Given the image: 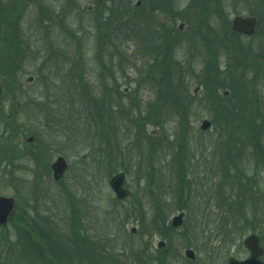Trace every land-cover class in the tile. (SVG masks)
<instances>
[{"label": "rangeland", "instance_id": "obj_1", "mask_svg": "<svg viewBox=\"0 0 264 264\" xmlns=\"http://www.w3.org/2000/svg\"><path fill=\"white\" fill-rule=\"evenodd\" d=\"M65 1L42 0L46 6L47 19L41 25L45 30L32 23L38 9L36 3L27 7L22 20L23 24L30 26V30L25 27L30 37L29 52L18 54V63L21 65L19 69L15 67L17 71L7 69L0 74L3 88L0 128L11 129L12 117L17 124L14 122V132H11L18 144L11 148L6 146L9 158L0 162V196L13 197L16 201L14 210L17 208V212L26 209L34 219L42 216L58 223V234L69 236L72 232L68 225L71 223V201H75L73 206L79 211L88 207L86 219L89 222L86 227L78 228V232L82 233L78 235V241L85 243L88 240L90 246L95 244L102 252L106 248L108 254L116 256V264H226L230 257L239 260L247 258L243 240L253 233H249V224L243 223V217L248 220L251 217L249 203L242 210L243 216H240L239 211L232 209L236 205L234 202L232 205L231 201L234 200L229 198V190L236 175L249 180V151L243 152L242 162H235L238 164L236 167L242 168V174L230 166L227 181L224 166L218 165L225 155L223 143H226V138L223 142V136L219 135L221 124L212 122L213 114H209L208 102L198 105V113L186 114L187 119H179L180 114L169 112L164 115V109H158L156 102L155 84L161 76L156 75L154 78L151 70L155 64L156 68L162 65L164 56L177 60L181 67H186L188 63L191 65L193 70L185 73L187 80L195 83L202 76L206 51L201 45L198 46V43L202 44L200 37H197L199 34L189 32L193 37L182 38L186 40L182 44L176 43L178 38H173L172 45L166 49L169 51L161 53L159 57L145 40L151 38V34L138 35V27L133 20L132 23H125L122 19L110 18L107 26L93 17L96 5L100 3L99 9H102L107 0H76L77 11H83L77 13L70 11L73 8L67 10ZM116 1L119 3V0ZM180 1L185 3L187 0ZM173 2L175 4V0ZM63 5L64 12L61 11ZM109 8L114 9L112 2ZM241 9L238 10L244 11ZM41 33H44L42 37L39 36ZM116 34H120V37H112ZM184 35H187V28L182 32ZM231 44H240L238 47L251 49L252 52L264 46V37L233 39ZM107 47L116 50L115 57L123 55L129 60V63H122V73L115 71L114 81L105 64L102 67L105 63L103 52ZM0 48H3L2 43ZM211 52L219 62L215 66L221 72V77L230 72L239 83L249 79H245L243 73L242 79L239 70L233 69L239 63L235 61L233 50L226 54L215 49ZM6 59L0 57L2 68ZM118 66L119 63L115 62L114 70H119ZM77 73L83 76L80 82L83 86L72 85L71 89L65 83H69V79H73ZM246 74L249 76L251 71ZM260 74L263 77L257 80L258 91L264 96V75L262 72ZM13 78H19L24 89L22 86L12 88ZM193 82L189 92L198 95L196 99L205 96ZM248 85L244 82L245 88ZM109 88L113 91L110 95L111 105L115 107L119 102L121 106L116 107V112L112 111L106 118L107 124L99 123V120L96 126L94 122L90 124L88 118L93 121L98 116L87 114L86 110L99 111L92 96L85 99L86 110L80 112L74 104L83 93L105 96ZM22 90L29 95L28 103H23L21 97L12 99ZM71 99L70 107L67 102ZM87 99L90 100L88 103ZM177 100L180 104L178 97ZM140 114L143 120H140ZM45 118L50 123L49 127ZM205 119L211 122V127L202 132L200 123ZM17 125L25 130L24 138L18 136ZM134 129L135 133L141 134L139 139H134ZM148 135L155 140L152 141ZM33 136L35 138L27 142L26 138ZM0 138L8 143L7 136ZM115 143L122 149L121 153ZM127 144L131 146L126 149ZM103 148H107L113 166L111 173H105L106 166L98 165L102 157L107 161L104 153L100 152ZM119 154L122 160L113 157ZM58 157L64 158L67 167L62 177L54 180L51 165ZM175 160L184 167L181 177H176L178 166ZM227 161L228 164L234 162L233 159ZM122 166L127 171H123ZM118 172L125 175L124 188L128 196L124 201L117 200L109 188V178ZM255 173L258 186L254 187L261 194L264 192V168L259 167ZM182 187L186 188L184 192L189 197L186 202L180 203ZM189 190L190 195L187 194ZM179 204H182V210L178 208ZM179 213H183V221L179 228L174 229L171 220ZM5 227L8 230L2 228L0 232L7 231L9 235L11 232L13 239L15 233L12 224ZM168 228L171 231L166 230ZM255 235L264 251V225L258 227ZM160 241L164 246L157 248ZM71 242L74 241L65 244L73 251V258L79 259V250ZM124 247H131L136 252L131 256ZM137 249L141 252L145 250L144 256ZM187 249L193 251V261L184 257ZM137 253H140V260L137 259ZM31 259L34 260L33 257ZM81 261L73 264L97 263ZM66 262V257L61 256L56 264ZM23 264L32 262L23 261Z\"/></svg>", "mask_w": 264, "mask_h": 264}, {"label": "trees", "instance_id": "obj_2", "mask_svg": "<svg viewBox=\"0 0 264 264\" xmlns=\"http://www.w3.org/2000/svg\"><path fill=\"white\" fill-rule=\"evenodd\" d=\"M126 23H132V21H127ZM198 34L199 35L197 37H200V40L202 42V44L198 43V46L201 45V48L205 49L206 51V58L203 60L204 70H202L201 72L202 76L198 81H195L196 84L193 81L187 80L186 78L188 76H185V73L187 70H193L192 68H190L191 65L188 63L186 67H181L177 60L170 58L167 55L164 56L162 59V65L159 64L158 68H156L155 64V66H153V71L151 70V73H153V76H155L154 78H156V75L161 76L160 81L155 84L157 91V106L158 109H164V115H167V113L169 112V114H180L178 116L179 119H187L186 114L198 113V110H196L198 105L202 106L203 102H208L207 107L209 108V112H211L209 114H213L212 122H219L221 124L222 131L219 133V135L223 136V142H225L226 138V143H223L225 144L224 148H226V150H223L225 155H223L218 161V165L224 166V177L227 178V181H229L228 177H230V166H233V168H237V173L242 174V168L238 166L236 167V165L238 164H235V162H242L243 152L245 150L249 151V170H251L249 172V180H243L239 175L233 177L229 190V198L234 200L231 202L232 205L234 202V205L236 206L232 209L237 212L239 211L241 213L240 216H243L242 210L244 209V206L249 203V211L251 212V217H249V220L247 219V217H243V223L249 224V233L255 234L258 231V227L260 225H264V198H262V196L264 197V192L260 194L258 188L255 189L254 187V185L258 186V180L256 179L257 174L255 173V170L259 167L264 168V96L260 91H258L257 82L258 79H261L263 77L260 72H262L264 75V46H262V48L256 49L255 51L252 50L251 52L250 49L243 48L242 46L238 47L240 44H237L236 46L235 44H231L232 42L227 40L220 41L216 37V33L212 29H206L205 31L199 32ZM200 40L198 39L199 42ZM11 42L12 40L8 38L0 39V44L2 43L3 46V48H0V57L7 58V61L4 63V68L0 66L1 75V72L7 69H11L13 72L17 71V69L14 68L13 70L10 67L11 64L16 62L18 63L19 56L17 47L14 48V52L8 49L11 45ZM213 49H215V51L217 52H219L220 50L225 54L226 52H230L231 50H233L235 61H239V63L235 62L236 64L233 69L239 70V76H241L242 79V73L245 75V79H249H243V82L239 83L233 76L230 75V72H228V74L224 77H221V72H219L217 70L218 68H216L215 66V64H219V62H217L216 56H212L211 51H213ZM153 51L158 53L159 57L162 55L157 50ZM207 51L209 52V54L207 53ZM167 54L170 53L168 52ZM152 56L154 57V54H152ZM158 56L155 55L156 58H158ZM122 63H129V60L125 56H123L121 57V61L119 64ZM104 64L105 63L102 64V67ZM122 66L123 65H119V70L109 69L111 80L114 81V79L116 78L115 75L119 71H121L122 73ZM142 69H146V67H143ZM248 71H251V74L249 75L250 77L248 76V74H246ZM235 73L237 74V71H235ZM66 74L67 73H65V75ZM77 74L78 75L73 76V79H69V83H65L68 84L69 88L71 89L72 85L83 86V83H80L81 81H83V76L79 75V73ZM75 77L78 79L77 82ZM65 78L68 79V77ZM67 79H64V81H66ZM101 79L103 80V78ZM192 82L201 88V91L203 94H205V96L202 95L201 98L196 99V96L198 95H193L189 92V86ZM244 82L245 84L249 83L248 87L245 88ZM108 86H110V84H108ZM109 89V92L105 96H101V94L100 96H97L93 93L89 95H87V93H83V95H80L78 97L77 102H74V106H77V108L81 112L85 109L86 97L92 96L95 104L99 106V111L92 112L91 110L89 111L85 109L87 111V114H97L98 116V119H93V121H91V118H88L90 124L94 122L96 126L98 120L99 123L101 121L102 124H107L106 118L109 117L112 111L116 112V107L121 106L119 102H117V105L115 107L111 105L110 95H112L111 92L113 91L111 90V88ZM115 92L118 93V91ZM176 93H178V96L176 95ZM177 97L181 102L180 104L178 103ZM89 101L90 100L87 99V103ZM71 102L72 99L67 102V105L70 107L72 105ZM39 115L43 116L42 114ZM128 115L129 114H127V116ZM147 117H150V115L147 114ZM139 118L140 120H143L141 114ZM45 120L46 124H48L49 127V121H47V118H45ZM140 136L141 134L139 132L135 133L134 129V139H139ZM148 136L150 139H152V141L155 140L152 136ZM34 138L35 136H33V139ZM118 143H115V145L117 146V150H119V152L121 153L122 149L118 148ZM6 146L11 148L8 143L0 140V162L9 158L8 148H6ZM129 146H131V144H127L126 149ZM100 152L104 153L107 161H104L105 158L102 157L100 162H98V165L100 167L106 166L107 170L105 171V173H111L110 171L112 170L113 166H111L110 164L109 156L107 154V148L106 150L105 148H103L102 150H100ZM113 157L117 160L123 159L120 154L116 157ZM175 157L177 158V156ZM229 159L234 160L233 164H228L229 162L227 160ZM175 162L176 167L178 166L176 177H178V175L181 177L183 175L182 172H184V167H182V163L180 161L175 160ZM123 171H127V169L123 167ZM185 190L186 188L182 187L183 193L180 196V203L184 201L186 202L187 197H189L188 195H185ZM187 194L190 195V190L187 191ZM258 195L262 196L259 197ZM74 204L75 201L72 200L70 210L71 223L68 224L70 230H72L71 236H69L68 234H58V223H55L50 219L44 218L42 216H38V219H34L31 217L30 211L25 209L23 211L18 210L17 212L16 208L8 221V224H12V230H14L15 233L13 234V239L11 238V232L10 235L7 231H4L2 233L0 232V264H16L17 262L18 264H23V261L25 263L32 262V264H38V262L40 264H56L58 258L61 256L64 258L66 257V264H73V262L77 263L80 259H82V263L89 261L97 262L96 264H116V256L108 254L109 251H107L106 248H104L105 250H103L104 252H102L99 247H96L95 244L90 246L88 240H86L85 243L78 241V239H80L78 235H82V233L78 232V228H82V226L84 227L89 222V220L86 219V215H88L87 211H89V209L87 207L82 208L83 211H79L77 208H75V206H73ZM180 206H182V204H179L178 208ZM181 208L182 207H180V209ZM2 228H5L4 230H8L6 227ZM2 228H0V230H2ZM141 230L143 231V229ZM166 230L171 231L170 228ZM72 240L74 242H71V244L79 250V259L73 258V251L65 244ZM69 247L71 246L69 245ZM125 248L129 251L131 256L136 252V250H132L131 247H124V250ZM138 252H140L141 255L143 254L144 256L145 250L142 252L140 250ZM140 253L136 254L138 260L141 259L139 255ZM32 257L34 258V260L31 259ZM106 257L109 258L106 259ZM88 258H91V260H87ZM105 260H109L110 262L106 263Z\"/></svg>", "mask_w": 264, "mask_h": 264}, {"label": "flooded vegetation", "instance_id": "obj_3", "mask_svg": "<svg viewBox=\"0 0 264 264\" xmlns=\"http://www.w3.org/2000/svg\"><path fill=\"white\" fill-rule=\"evenodd\" d=\"M65 2H67V10L73 8L70 11H75V13L82 11H77L76 0H66ZM110 2H112L113 10L109 8ZM133 2L134 6H132ZM180 2V0H175V4L177 3L176 6L173 0H119V3L116 0H107L104 3L105 7L102 9H99L100 3H96V10L93 17L107 26H109L108 22L110 18L122 19L125 23L133 20L138 27L136 31L138 35L148 36L151 34L154 45L157 47L154 50H157L159 53L169 51L166 49L169 45H172L173 38H178L176 43L182 44L186 41L182 38L193 37V35H189V32L198 34L206 29H212L220 41L227 40L233 42V39L244 40L247 38L250 40L254 37H264V0H187L185 3L181 2L183 3L182 5ZM32 3H36L39 9L33 15L34 19L32 23L37 24V27L41 28L42 22L47 19L46 6L43 5L42 0H0V39L8 38L12 40L8 48L12 52H14L15 47L18 49V54L29 52L30 43L28 40L30 37L28 36L29 32L27 30H30V26L29 24L27 26L23 24L22 17L27 11V7ZM240 8L244 11H239L238 9ZM61 11L64 12V5ZM235 18H253L255 20L253 33L247 35L234 32L232 30V22ZM42 28L45 30L44 27ZM184 28H187L186 36H182ZM43 35L44 33H41L39 36L42 37ZM102 37L108 38L106 36ZM112 37L119 38L120 34L113 35ZM114 51L116 50L112 47H107L103 52L105 65L108 70L114 69L115 62L120 63L121 57H123V55L119 58L115 57ZM20 65L21 63H13L10 67L13 70L15 67L19 69ZM11 84L12 88L22 86L24 89V84H20L19 78H13ZM2 95L3 88L0 84V99ZM28 96V93L22 90L17 97H12V99H20L21 97L23 103L26 101L28 103ZM11 120V129L9 127L5 130L0 128V137L4 138L7 136L10 147L12 145L18 146L16 136L13 133L15 121L12 117ZM16 128L19 130L18 136L24 138L25 130L22 126L17 125ZM26 139L28 140V137Z\"/></svg>", "mask_w": 264, "mask_h": 264}, {"label": "water", "instance_id": "obj_4", "mask_svg": "<svg viewBox=\"0 0 264 264\" xmlns=\"http://www.w3.org/2000/svg\"><path fill=\"white\" fill-rule=\"evenodd\" d=\"M255 25V20L253 18L242 19L235 18L232 22V30L234 32H240L247 35H251L253 33ZM210 128V122L207 120L202 121L200 125L201 131H206ZM31 138L28 139V142H31ZM66 162L63 158L58 157L55 162L51 165V169L53 171L54 180H58L62 177L63 173L66 170ZM124 176L122 174H117L113 176L109 181V186L111 190L114 192L117 198L121 199L126 196V191L123 189ZM14 207V200L9 197L0 196V226H4L7 223L9 215L12 213ZM183 215L179 214L175 216L171 221L172 228H178L182 224ZM243 245L246 250L249 252V257L245 260H236L234 258H230L227 261V264H264L261 260L263 255V250L259 245V239L256 235H249L243 241ZM164 246L163 242H158L157 248H162ZM184 256L186 259L193 261L195 259L194 253L192 250L187 249L184 252Z\"/></svg>", "mask_w": 264, "mask_h": 264}, {"label": "bare ground", "instance_id": "obj_5", "mask_svg": "<svg viewBox=\"0 0 264 264\" xmlns=\"http://www.w3.org/2000/svg\"><path fill=\"white\" fill-rule=\"evenodd\" d=\"M145 40L149 43V46L154 50L157 49V47H155L154 42L152 40V38H145Z\"/></svg>", "mask_w": 264, "mask_h": 264}]
</instances>
